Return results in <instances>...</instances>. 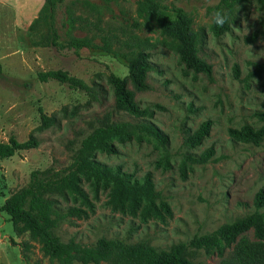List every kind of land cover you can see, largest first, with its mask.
<instances>
[{"label":"rangeland","instance_id":"obj_1","mask_svg":"<svg viewBox=\"0 0 264 264\" xmlns=\"http://www.w3.org/2000/svg\"><path fill=\"white\" fill-rule=\"evenodd\" d=\"M21 1L0 3V143L36 138L40 145L0 160V264H58L29 234L17 235L1 208L6 198L29 185L34 172L68 169L82 141L107 124L130 123V135L111 140L113 154L96 151L92 159L119 169L131 181L149 179L161 194L155 202L158 212H148L147 199L135 210L130 201L116 206L111 185H95L81 176L79 186L91 205L59 199L61 207L83 211L56 230L64 242L92 246L103 238L148 241L168 250L255 212L264 214V207L258 209L254 202L264 192V139L256 145L231 136V131L261 126L254 113L264 111V74L253 73L256 64L264 63V0H243L220 38L213 35L208 10L221 0L165 1L170 13L181 11L191 19L200 37V56L213 67L211 78L186 69L179 42L140 12L141 0L59 4L54 13L59 41H88L89 47L80 51L53 47L45 20L33 29L20 28L15 11ZM139 55L156 66L148 75L149 91L136 94L138 106L148 111L142 118L118 111L110 83L114 77L127 79L128 60ZM47 72L67 73L91 92L56 81L43 83L39 74ZM41 111L55 120L53 126H43ZM207 121L209 135L191 146L190 137ZM143 125L157 129L164 144L138 130ZM207 155L211 157L205 163L188 159ZM256 248L264 250V242L252 227L222 255L189 252L197 264H234ZM261 257L246 264H262Z\"/></svg>","mask_w":264,"mask_h":264},{"label":"trees","instance_id":"obj_2","mask_svg":"<svg viewBox=\"0 0 264 264\" xmlns=\"http://www.w3.org/2000/svg\"><path fill=\"white\" fill-rule=\"evenodd\" d=\"M166 0H141L140 12L156 19L163 32L179 42L181 62L187 70L195 74H203L211 78L213 67L200 56V37L192 28L191 19L181 11L170 13L165 5ZM243 0H221L220 3L209 8L208 13L213 17L216 11H222L226 22L222 26L213 23L212 32L216 38L223 36L228 30V20L235 8ZM65 0H46L40 17L30 29L41 20H45L49 31V42L53 47L80 51L89 47L86 40L72 39L65 43L59 41L54 28V13L59 4ZM129 76L127 79L114 77L110 83L115 94V107L118 111L129 116L142 118L148 115L147 110L140 108L136 102V94L150 89L148 75L156 70L145 55L128 60ZM255 76L264 74V63L256 64ZM43 83L56 81L68 85L73 90L91 92V88L82 80L62 72H47L39 74ZM254 117L261 123L258 128L245 127L241 131H231V136L238 141L259 144L264 139V111H257ZM41 121L45 128L53 126L54 119L48 118L41 111ZM137 129L164 144V137L151 125L139 126ZM130 123L107 124L96 129L85 138L81 147L75 152L73 162L64 171L48 169L34 172L27 187L6 198L1 212L10 217L17 235L29 234L30 241L37 242L51 262L58 264H197L190 257V250H204L207 253L218 252L221 255L224 248L234 244L238 237L250 228H255L257 237L264 242V214L255 212L232 224L224 225L211 234L197 236L188 244L173 245L168 250H159L148 241L127 243L121 239H100L95 245L87 246L75 240L64 242L56 230L67 219L79 216L82 210L76 207H61L59 199L66 202L73 200L90 206L87 194L80 188V177L83 176L95 185H111L113 188V202L123 207L124 201H130L132 209H136L142 199L148 201V212H158L155 202L161 199L149 179L143 182L131 181L127 175L117 168L103 166L94 161L96 151L113 154L115 152L111 140L115 137L129 136ZM211 122H204L200 129L190 137L191 146H198L209 135ZM40 143L31 138L20 143L11 138L9 143H0V160L13 158L18 152L35 150ZM211 156H189L192 162L205 163ZM258 209L264 207V192L259 191L255 196ZM164 208H167L161 202ZM260 255L264 264V250L252 249L250 254L238 256L234 264H246V260Z\"/></svg>","mask_w":264,"mask_h":264},{"label":"crops","instance_id":"obj_3","mask_svg":"<svg viewBox=\"0 0 264 264\" xmlns=\"http://www.w3.org/2000/svg\"><path fill=\"white\" fill-rule=\"evenodd\" d=\"M10 0H0V3H6ZM46 0H22L18 5L15 14L18 17L16 23L22 29L28 30L32 23L40 14Z\"/></svg>","mask_w":264,"mask_h":264},{"label":"clouds","instance_id":"obj_4","mask_svg":"<svg viewBox=\"0 0 264 264\" xmlns=\"http://www.w3.org/2000/svg\"><path fill=\"white\" fill-rule=\"evenodd\" d=\"M226 22V17L222 11H216L213 14V23L217 26H222Z\"/></svg>","mask_w":264,"mask_h":264}]
</instances>
